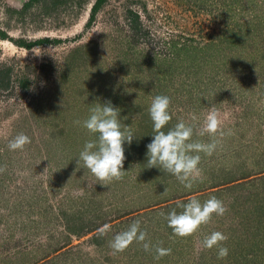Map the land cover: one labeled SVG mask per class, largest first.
Returning a JSON list of instances; mask_svg holds the SVG:
<instances>
[{"label": "rangeland", "instance_id": "obj_1", "mask_svg": "<svg viewBox=\"0 0 264 264\" xmlns=\"http://www.w3.org/2000/svg\"><path fill=\"white\" fill-rule=\"evenodd\" d=\"M28 1L0 0V69L10 70L0 88V264H264V0H105L89 26L93 0L23 9ZM43 38L57 42L15 43ZM157 95L171 100L165 130L190 113L202 122L212 105L220 113L226 135L213 155L201 154L191 190L146 163ZM109 100L134 139L124 144V177L101 182L77 167L95 137L74 121ZM20 132L31 143L10 151ZM212 196L225 214L173 237L159 214ZM136 220L171 255L155 260L136 242L113 253V236ZM212 231L228 237L227 258L199 247Z\"/></svg>", "mask_w": 264, "mask_h": 264}, {"label": "clouds", "instance_id": "obj_2", "mask_svg": "<svg viewBox=\"0 0 264 264\" xmlns=\"http://www.w3.org/2000/svg\"><path fill=\"white\" fill-rule=\"evenodd\" d=\"M170 104V97L166 95H157L151 99L148 113L153 124V135L152 141L146 146V163L148 168H159L171 174L185 189L191 190L197 181L202 180L201 154L213 155L226 133L215 105L207 108L202 122H198V117L190 113L191 122L181 119L165 130L172 119ZM74 124L82 126L95 137L85 142L76 160L77 167L82 164L84 169L101 182L121 180L127 173L124 171V144L130 145L134 135L129 126L121 125L120 109L110 100L103 104L97 102L91 105L86 119L74 121ZM205 136L209 137L208 141L194 139ZM30 143L31 138L20 132L8 141L7 147L10 151H23ZM5 170L6 166H0V172ZM166 193L165 188L163 194ZM178 207L179 212L173 209L167 215L163 212L159 215L164 217L167 226L172 229V236L180 238L195 235L202 225L210 223L214 215L223 216L227 211L224 202L215 196L203 202L192 197ZM110 229V225H104L99 231L103 235ZM227 239L222 232L212 231L203 235L199 247L205 250L216 248L217 258L225 259L229 254V249L224 246ZM133 242L141 244L146 252H154L155 260L171 255L172 250L163 247L162 242L153 244L148 239V234L141 228L139 220L130 224L126 230L115 234L109 246L113 253H122Z\"/></svg>", "mask_w": 264, "mask_h": 264}, {"label": "trees", "instance_id": "obj_3", "mask_svg": "<svg viewBox=\"0 0 264 264\" xmlns=\"http://www.w3.org/2000/svg\"><path fill=\"white\" fill-rule=\"evenodd\" d=\"M32 1H34V0H30V1L26 2V3H24L23 4V9H25ZM104 2H105V0H93L92 1L89 17H88V20L86 22V26H89L91 24L95 14H96V11L100 7H102ZM127 15H130V18L132 19V21L137 24V21H138L137 14H135L131 10H128ZM0 37H2V38L6 37V34L0 32ZM51 42H57V40H51L49 38H43V39H38V40H34V41H25L23 39L22 40L21 39L15 40V43H17L19 46H23V47H26V48H30V47H32L35 44L51 43ZM1 72H2V74H1ZM9 72H10V70L8 68H3V70L0 69V88H6L8 86L9 77H10V73ZM19 85H20V87L26 86V81H23V80L20 81ZM239 186H241V184H235L234 186L230 187V189H234V188L239 187Z\"/></svg>", "mask_w": 264, "mask_h": 264}]
</instances>
